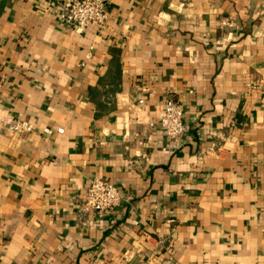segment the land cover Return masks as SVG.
<instances>
[{
  "label": "crops",
  "instance_id": "crops-1",
  "mask_svg": "<svg viewBox=\"0 0 264 264\" xmlns=\"http://www.w3.org/2000/svg\"><path fill=\"white\" fill-rule=\"evenodd\" d=\"M106 1L76 33L60 0H0V117L34 127L0 125V264H264V0Z\"/></svg>",
  "mask_w": 264,
  "mask_h": 264
},
{
  "label": "built area",
  "instance_id": "built-area-1",
  "mask_svg": "<svg viewBox=\"0 0 264 264\" xmlns=\"http://www.w3.org/2000/svg\"><path fill=\"white\" fill-rule=\"evenodd\" d=\"M107 16L106 0H60L56 10L58 22L76 33L83 32L89 24L102 26L107 20ZM133 110L136 112L144 111L142 99L137 101V105L133 106ZM156 118L164 138L176 141L182 136L184 132L183 109L179 101L167 99L156 111ZM0 125L6 130L19 135L28 134L34 130L32 124L14 121L9 117H0ZM55 131L62 133V129L59 128H56ZM43 132L49 134L51 130L44 128ZM119 202L118 187L107 178L93 176L86 186L80 210L84 212L93 211L97 217L103 218L109 215ZM142 237L146 238L147 235ZM155 243L156 247L162 246L163 252L170 253L171 246L165 240L158 238ZM154 257H157V254L154 252L149 253L147 260L149 261ZM85 264L99 263L90 259Z\"/></svg>",
  "mask_w": 264,
  "mask_h": 264
}]
</instances>
